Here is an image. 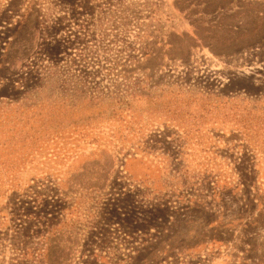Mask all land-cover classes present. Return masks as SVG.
Segmentation results:
<instances>
[{
  "label": "rangeland",
  "instance_id": "obj_1",
  "mask_svg": "<svg viewBox=\"0 0 264 264\" xmlns=\"http://www.w3.org/2000/svg\"><path fill=\"white\" fill-rule=\"evenodd\" d=\"M0 264H264V0H0Z\"/></svg>",
  "mask_w": 264,
  "mask_h": 264
}]
</instances>
